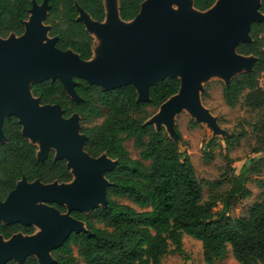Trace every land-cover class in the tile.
I'll return each instance as SVG.
<instances>
[{"label": "trees", "instance_id": "1", "mask_svg": "<svg viewBox=\"0 0 264 264\" xmlns=\"http://www.w3.org/2000/svg\"><path fill=\"white\" fill-rule=\"evenodd\" d=\"M44 0H0V37L11 34L22 36L25 22L34 3ZM145 0H119L122 20L132 21L141 12ZM194 6L206 11L217 0H193ZM50 9L45 20L50 26V37H57L56 47L72 50L83 60L93 58V36L85 23L79 20L80 10L95 21L106 18L104 0H48ZM264 14V1L260 6ZM264 21L251 25V41L243 42L237 51L254 56L251 72L232 79L224 88L228 106L235 107L247 92L244 105L252 110L264 109ZM72 98L59 79H46L31 85L32 94L42 105H60L65 118L78 114L83 123L102 119L98 124L83 126L80 132L87 136L86 151L97 158L106 154L115 160V166L105 173L107 205L84 213L69 210L58 203L51 205L83 222L85 231L73 232L63 245L52 251L51 264H163L171 253L185 254V234L200 240L205 264H217L232 250L241 264H264V196L254 203L247 217L233 218L229 210L233 203L252 196L246 185L254 170L252 163L244 165L240 173L233 170V184L227 194L211 196L204 201L203 185L187 152L167 134L165 127L148 123L149 109H159L182 85L179 77H166L150 87V99L139 101L133 85L103 89L84 78L75 77ZM6 142L0 143V201H4L18 182L39 181L43 184L70 183L74 179L64 159H56L51 150L41 160L38 147L22 132L19 119L6 116L3 122ZM180 143H184L177 129ZM126 141H133L139 158L132 157ZM210 153L216 144L209 143ZM257 151H261L258 150ZM264 186V182L260 183ZM127 199L132 205L120 202ZM219 203L223 207L215 211ZM102 225V226H100ZM36 227L22 223H4L0 220V235H34ZM40 264L30 255L22 263Z\"/></svg>", "mask_w": 264, "mask_h": 264}, {"label": "water", "instance_id": "2", "mask_svg": "<svg viewBox=\"0 0 264 264\" xmlns=\"http://www.w3.org/2000/svg\"><path fill=\"white\" fill-rule=\"evenodd\" d=\"M104 4L103 22L93 20L82 9L79 20L92 36L96 33L105 41V57L94 59L93 55L87 61L72 50L56 47L57 37H50V26L44 25L50 9L48 0L33 4L22 36L0 37V143L6 142L4 119L14 115L30 142H41L38 158L45 159L55 148V158L66 160L74 175L72 182L63 184L22 179L0 201L1 221L37 225L42 229L34 235L18 233L10 239L0 235V264L22 263L30 255L36 256L40 264H51L52 251L63 245L73 232L86 230L81 226H85L83 222L69 212L61 213L51 204L84 213L105 207L110 185L105 173L116 164L106 154L91 156L85 150L86 139L80 136V116L73 114L65 118L60 105H42L31 92L32 83L59 79L74 99H79L75 77L106 90L133 85L138 100L148 101L151 86L166 77H179L180 91L160 107L154 121L147 122L158 129L165 125L167 130L176 132L177 139H172L180 146L173 116L185 108L198 121L217 131L216 121L200 102L201 78L223 71L228 85L231 73L239 67H247V72L253 69L256 58L239 54L237 49L241 43L252 40V23L264 21L261 0H217L206 10L212 11L210 22L201 26L197 25L196 16L206 11L196 9L193 0H145L140 14L132 21L122 20L119 0L117 8L110 7L112 11L107 0ZM174 5L180 6L179 12L172 10ZM121 24L126 27L124 31Z\"/></svg>", "mask_w": 264, "mask_h": 264}, {"label": "rangeland", "instance_id": "3", "mask_svg": "<svg viewBox=\"0 0 264 264\" xmlns=\"http://www.w3.org/2000/svg\"><path fill=\"white\" fill-rule=\"evenodd\" d=\"M263 1L261 0V3ZM107 3L109 8H117L118 6V0H107ZM172 10L179 12L180 6L174 5ZM211 15V10L198 13L196 16L197 25L208 24ZM44 25L48 26L45 21ZM129 26L130 23L127 27ZM261 37H264V33L261 34ZM93 38L94 59L105 57L107 54L105 41L96 33L93 34ZM48 39H50L49 36ZM247 70V67H239L231 73L230 79L240 76ZM16 81L29 84V82L21 79H16ZM227 83L223 71L210 73L200 80L198 90L200 102L216 121L217 131H214L206 123L198 121L189 108H185L173 116V125L175 130L178 129L181 132L184 139V143H180L181 150L190 155L197 176L202 182L204 201H208L211 196L227 194L233 184V170L238 174L244 165L252 163L254 170L249 175V181L246 185L252 196L234 202L229 210L231 217L241 218L247 217L253 204L260 201L264 196V186L260 184L264 182V109L252 110L246 107L244 101L247 92L241 96L235 107L228 106L224 99V88ZM260 84L264 86V73L261 76ZM149 111L151 115L148 120L154 121L161 109L154 110L151 108ZM101 121L102 119H96L83 123L80 120V129L83 126L89 127L98 124ZM155 124L161 126L157 122ZM162 126L165 127L171 138L177 139L176 132L167 130L165 125ZM80 136H83L87 143V137L82 133ZM211 141H214L216 146L211 153L213 158L208 159ZM32 142L38 146L39 155H41V142L35 140ZM125 145L132 157L139 158V151L135 148L133 141H126ZM257 149L261 151H257ZM53 150L55 151V148ZM119 201L134 206L127 199H119ZM222 207V203H219L215 211H220ZM86 213H90V211H86ZM81 226L86 227L83 224ZM35 227L36 233L42 231L39 226L36 225ZM183 241L185 254H168L163 258V264H205L202 242L187 234L183 236ZM229 252L226 259L219 264H230L233 263V260L238 263L232 250ZM75 255L80 264H85L79 258L77 249H75Z\"/></svg>", "mask_w": 264, "mask_h": 264}, {"label": "bare ground", "instance_id": "4", "mask_svg": "<svg viewBox=\"0 0 264 264\" xmlns=\"http://www.w3.org/2000/svg\"><path fill=\"white\" fill-rule=\"evenodd\" d=\"M190 9L192 10V7H190ZM110 11H112V8H110ZM121 30L124 31L126 29L125 25L121 24L120 25Z\"/></svg>", "mask_w": 264, "mask_h": 264}, {"label": "crops", "instance_id": "5", "mask_svg": "<svg viewBox=\"0 0 264 264\" xmlns=\"http://www.w3.org/2000/svg\"><path fill=\"white\" fill-rule=\"evenodd\" d=\"M229 251H230V250H229ZM229 253H230V252H229ZM229 253H228V255H229ZM228 255H227V256H228ZM227 256H226V257H227ZM226 257H225L223 260H221L220 262L224 261V260L226 259ZM220 262H219V263H220ZM219 263H217V264H219ZM230 264H241V263H239V262L237 263L236 261L233 260V263H230Z\"/></svg>", "mask_w": 264, "mask_h": 264}]
</instances>
